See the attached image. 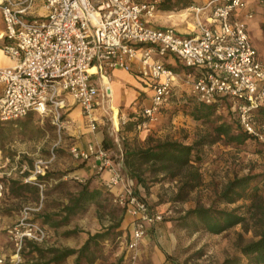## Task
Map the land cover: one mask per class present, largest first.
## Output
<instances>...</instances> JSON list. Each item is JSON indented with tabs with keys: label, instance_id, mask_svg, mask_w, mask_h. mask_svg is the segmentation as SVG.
I'll list each match as a JSON object with an SVG mask.
<instances>
[{
	"label": "built area",
	"instance_id": "built-area-1",
	"mask_svg": "<svg viewBox=\"0 0 264 264\" xmlns=\"http://www.w3.org/2000/svg\"><path fill=\"white\" fill-rule=\"evenodd\" d=\"M255 1L264 5V0ZM247 2L208 0L201 7H192L196 14L193 34L183 36L173 27H158L149 22L157 10L150 2L44 0L45 14L36 17L34 0H0V39H5L1 49L14 61L12 67L0 68V122L35 112L49 117L60 132L66 126L63 95H68L79 105L93 131L100 88L97 80H101V88L108 97L111 89L104 82L107 73L115 68L129 71L137 60L136 72L150 80L152 92L149 104L140 106V128L156 121L173 95L178 75L155 59L171 54L188 69L183 81L191 85V93L198 102L210 104L226 97L233 100L243 131L264 140V123L257 124L253 117V112L264 105V63L250 41L244 20L252 18V13L240 16ZM207 10L202 22L201 14ZM90 68L95 71L90 72ZM69 151L75 159H93L97 170L107 171L109 188L121 184L118 201L131 217L127 247L135 250L147 227L162 220V213L134 194L133 181L124 180L108 151L92 143L85 148L72 144ZM44 173L42 162L35 163L33 179ZM1 178L0 173V202L5 193ZM7 234L13 246L11 264L21 263L26 240L37 243L47 238L45 227L30 220L28 207L7 228ZM5 263L0 250V264Z\"/></svg>",
	"mask_w": 264,
	"mask_h": 264
},
{
	"label": "rangeland",
	"instance_id": "rangeland-1",
	"mask_svg": "<svg viewBox=\"0 0 264 264\" xmlns=\"http://www.w3.org/2000/svg\"><path fill=\"white\" fill-rule=\"evenodd\" d=\"M134 1L158 5L168 0ZM184 1V5L188 4V7L177 5L171 10L157 9L155 17L149 22L173 27L180 34H193L190 31L195 25L196 14L192 7H201L208 0ZM247 5L248 2L246 7ZM257 12L258 15H264V5L258 3ZM208 13L209 10L201 14L202 22ZM248 20L246 18L245 23L252 22ZM254 26L250 23L248 31L256 39ZM169 60L171 65H177L174 57H169ZM197 102L191 93V85L178 80L172 97L161 109L156 121L138 128L137 124L143 118L139 115L140 105H137L133 110L131 108L114 113L111 111L99 123L97 120L95 129L89 131L97 134L99 140L102 138L99 147L108 151L111 161L120 170L124 180L133 181L134 194L151 209L162 213V220L151 226L150 233L146 230L141 243L143 239L146 241L139 243L135 250L127 247L131 217L126 209L121 212L123 206L118 201L121 184L109 188L102 180L107 175L105 170H97L96 167L90 170L86 166L89 160L75 159L69 151L72 144L80 143L83 130L77 136L67 135L66 128L58 132L49 117L35 112L17 120L0 122V173L5 184L0 213L6 216L9 223L6 232L0 231L5 264H11L13 254L7 228L16 223L25 207L29 208L30 220L45 227L47 238L37 243L26 240L21 251L20 264H47L50 257L46 252L48 249H77L88 233H95L115 224L119 218L120 226L111 232L109 240L101 244L97 264H222L225 259L236 254L238 247L257 240L264 230V189L259 191V200L255 202L256 206L251 214L243 213L247 209L243 205L249 204V201L240 199L218 205L220 209L239 208V214L243 217L240 223L220 233L206 230L196 220L182 224L181 217L189 209L197 206L209 207L232 179L264 174V147L260 145L264 140L258 139L257 144L247 142L241 145L227 144L224 139L211 143L210 141L216 139L211 122L193 120L183 110L185 105L191 106ZM81 127L89 128L86 121ZM69 129L73 130L71 126ZM203 138L208 143L198 147L200 184L181 199L177 195L184 180L182 176H173L169 170H160L159 164L152 165L137 159H132L131 164L125 160V151L144 149L157 141L194 144ZM40 161L45 167V173L37 175L34 180L32 171L35 163ZM12 168L14 169L11 170ZM9 170L11 174L7 176L5 173ZM132 173L138 174L140 181ZM24 179L30 180L26 182ZM12 180L30 185V191L20 196L10 193L9 183ZM87 181L90 182V187L100 188L102 194L95 202H89L84 212L55 228L41 221L42 216L60 211L69 197L78 191L79 184ZM35 182L42 184V187ZM166 255H169L168 259ZM74 258L75 255H71L55 264H73ZM240 264H247V260L242 258Z\"/></svg>",
	"mask_w": 264,
	"mask_h": 264
},
{
	"label": "trees",
	"instance_id": "trees-1",
	"mask_svg": "<svg viewBox=\"0 0 264 264\" xmlns=\"http://www.w3.org/2000/svg\"><path fill=\"white\" fill-rule=\"evenodd\" d=\"M184 2V0H168L159 3L156 8L159 10H171L177 5H184ZM184 6L188 7V4ZM262 28H264V24H262ZM183 110L193 120L211 122L212 131L216 136V139L210 141L211 143L220 139H224L227 144L236 145L247 142L258 143L257 137L243 131L233 109V100L227 97L218 99L210 104L197 102L191 106L185 105ZM253 117L257 124L264 123V105H261L253 112ZM206 143L208 142L205 138L194 144H183L179 141H157L144 149L125 151L124 155L128 163L132 164V159H137L140 162H149L152 165L159 164L160 170H169L173 176H182L184 180L177 195V198L181 199L186 193L200 184L201 174L197 165L200 161L198 147ZM260 145L264 147V143H260ZM132 176L137 181H140L138 174L132 173ZM102 180L104 183L106 182V178L102 177ZM29 188L30 185L19 181L12 180L9 183L10 193L17 196L23 195L28 190L30 191ZM261 189H264V174L261 176L234 178L227 183L209 207L197 206L189 209L181 217L182 224L186 225L191 220H196L203 224L206 230L220 233L230 226L240 223L243 217L239 214V208L231 210L220 209L218 205L233 203L240 199L249 201V204L243 205L247 208L243 213L248 212L251 214L257 200H259V191ZM101 194V189L90 187L89 181L81 183L78 191L69 197L68 202L63 205L60 211L42 216L41 221L51 227H58L68 222L71 217L84 212L88 203L95 202ZM124 209L125 207H122L121 212H124ZM54 217L59 219L55 220ZM120 222L121 219L119 218L115 224H111L95 233H88L84 242L77 249H48L46 252L50 254V257L46 263L55 264L68 256L75 255L73 264H97L96 261L101 244L111 238V232L120 226ZM130 226L131 223L129 224L128 241L130 239ZM168 258L169 255H166V259ZM242 258L247 260V264H264V230L261 231L257 240L238 247L236 254L231 258L225 259L222 264H240Z\"/></svg>",
	"mask_w": 264,
	"mask_h": 264
},
{
	"label": "crops",
	"instance_id": "crops-1",
	"mask_svg": "<svg viewBox=\"0 0 264 264\" xmlns=\"http://www.w3.org/2000/svg\"><path fill=\"white\" fill-rule=\"evenodd\" d=\"M43 2L44 0H34V4H33L34 16L42 17L45 14L44 9L42 8ZM257 6H258L257 1L248 0V5L246 9L240 13V16L243 17L244 16L243 14H245L246 12L252 13L253 17L250 18L248 21H252L250 22L252 26L255 25L254 27H255V38L256 39H253L250 36V33L248 31V26L250 25V23L249 24L246 23L247 31H248L251 43L257 50L259 60L262 63H264V28H262V25H261V23L264 22V15L262 14L258 15ZM257 16H258V21H256ZM244 20L246 22V18ZM154 26H158V25H154ZM158 27H164V26L159 25ZM2 31H3V24L0 19V33ZM177 32L179 31L177 30ZM180 35L189 36L190 34H180ZM4 42H5V39H0V68L12 67L14 65V61L9 56H7L1 49V45ZM169 57H174L177 60V65L175 66L171 65L169 63L170 61ZM155 59L171 67L175 71V73L178 75V80L183 81V77L185 73L188 71V69L183 66V64L180 62L179 59H177L175 56L171 54H167L162 58L155 57ZM137 64L138 62L137 60H135L131 64L129 71L115 68V69L110 70L107 73V78L104 79V82H108L110 89H111V93L110 95H108V97L104 94L101 88V85H102L101 80L100 79L97 80V84L100 88H99L98 97H97V104L94 109L95 110L94 117L96 118V122L97 120H98V123L99 121H102V118L106 117L107 115H110L111 111L112 113H114L119 110H126V109H131V108L133 110L137 105L145 106L149 104L151 93H152L150 90V80L137 74L136 72ZM178 80L175 86L178 84ZM187 85L189 86L188 83ZM2 94H3V85L0 83V97L2 96ZM63 98L65 100V107L63 109V115H64L63 117L66 121L65 133L67 135L70 134L73 136H77V134L83 130L84 131L83 137L80 140V143L76 144L77 146H79L80 148H85L88 143H92V144H95L96 146L97 145L100 146V142H101L100 140L102 138L99 140L97 134H93L89 132L90 131L89 128L82 129L81 125H83L84 121L86 120L83 118L81 114L79 105L75 103L68 95H63ZM69 126H71L73 130L69 129ZM94 163L95 162L93 159L89 160L87 161L86 166L90 170H92L95 167ZM13 169L14 168H12L11 170ZM11 170L6 172L5 174L7 176H10ZM105 173L107 175L104 178H107L108 172L106 171ZM5 217L6 216L4 214L0 213V220H1L0 231L2 230L5 231L6 227L9 224L8 221L5 219ZM16 220H17V215H16ZM150 228L151 227L147 229V233L151 232ZM4 238L7 242V236H5ZM0 241H2V238L0 239ZM143 241H146V239H143L142 243ZM0 250L3 251L2 252L3 254L5 253L2 245H0Z\"/></svg>",
	"mask_w": 264,
	"mask_h": 264
},
{
	"label": "bare ground",
	"instance_id": "bare-ground-1",
	"mask_svg": "<svg viewBox=\"0 0 264 264\" xmlns=\"http://www.w3.org/2000/svg\"><path fill=\"white\" fill-rule=\"evenodd\" d=\"M89 71L93 72V71H95V69L94 68H90ZM94 114H95V110H94Z\"/></svg>",
	"mask_w": 264,
	"mask_h": 264
}]
</instances>
